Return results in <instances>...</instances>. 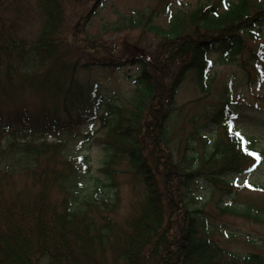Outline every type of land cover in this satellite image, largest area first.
I'll list each match as a JSON object with an SVG mask.
<instances>
[{"label": "trees", "instance_id": "1", "mask_svg": "<svg viewBox=\"0 0 264 264\" xmlns=\"http://www.w3.org/2000/svg\"><path fill=\"white\" fill-rule=\"evenodd\" d=\"M41 1L42 4L51 0ZM14 2L18 4L16 0ZM256 2V13L251 10L252 0H219L216 6L200 7L192 14L189 22H195L197 34L202 29L201 38L193 41V45L184 46L186 58L174 74L173 71L171 75L157 76L144 59L130 60L131 64L139 65L138 75L134 78L139 93L124 104L112 99L113 103L108 102L106 106L107 115L101 118H105L102 127L119 130L117 135L122 142L118 143H122L125 150L111 149L109 143L102 144L108 158L99 175L94 174L89 155L77 157L78 151L95 139H92L94 133L90 134L95 130L90 131L88 124L91 123L79 111L77 115L69 113L61 119L57 115L39 117L42 127L49 128L37 133L39 142L23 141L24 136L19 135L26 136L29 129L20 125L28 118L21 109L8 119L0 116V141L6 133L11 134L15 142H11L10 147L16 153L11 156L14 159L12 163L8 160L7 167L0 166V264H264V257L256 253L239 255L225 252L213 236L208 235L211 216L191 208L188 201L192 199L193 183L200 176L212 181L225 194L235 195L244 187L264 192L262 185L249 184L248 187L227 181L230 176L236 179L245 176L247 179L264 164V152L259 150L256 140L230 128L231 120L236 116L235 106L241 107L238 99H225L221 105L192 119L191 133L195 135L190 141L202 143L203 149L183 156L182 160L187 161L191 172L183 170L172 157L168 159V171L174 178L172 185L165 186L153 177L144 153L148 150L153 157L164 158L160 145L169 135L174 111L168 106V98H175L188 74H196L198 88L209 93L212 87V69L209 68L214 62L208 56L219 53L220 59L234 62L243 54L246 37L256 41L262 39L264 0ZM48 3L40 6L43 11L45 7L48 11L49 5H56L55 2ZM221 3L224 4L223 11H220ZM188 25L182 16H176L164 36L179 38ZM3 33L2 29L0 36ZM47 33V29L42 31L36 48L47 45ZM14 38L13 33L3 34L0 38V97L7 96L0 105L7 106L13 102L18 108L24 104L21 93L28 84L32 85L36 80L47 83L53 75L59 81V74L55 75V72L63 70L61 73H64L67 66L64 62L61 64L64 57L61 54L51 60L56 61L55 66L43 75L27 68L21 60L17 61L16 67L14 62L23 56L14 51ZM262 43L258 47L260 50L254 52L260 60L264 55L262 53L261 56L264 40ZM160 58L166 59L164 53ZM150 60H154L156 65L159 58L150 53ZM106 65L114 68L117 62ZM241 69L244 77H250L245 66ZM77 110L80 109L77 107ZM96 117L92 116V119ZM147 119L151 124H147ZM201 119L203 122L197 125ZM79 126L83 128L77 129ZM208 128L221 129L222 134L216 131L217 137L208 139ZM78 135L82 138L74 139ZM34 136L35 132L30 135ZM47 138L58 141L55 143L59 145L48 142ZM72 139L75 141L71 142ZM78 142H81L80 146ZM124 152L137 162L134 170L142 174L145 188L138 214L135 217L127 215L125 224L121 225L116 217L120 195L114 164L115 157ZM251 153H256L259 159ZM60 161L70 170L59 173L54 168L48 170V175H41L46 171L43 163L49 167ZM108 170L115 173L110 174ZM6 173L10 179L4 178ZM17 173L23 177L20 181L11 179ZM219 208L223 213L237 214L256 210L249 205L244 206L240 213L231 207L219 205ZM256 213H263L259 221L264 222V212L256 210Z\"/></svg>", "mask_w": 264, "mask_h": 264}, {"label": "rangeland", "instance_id": "2", "mask_svg": "<svg viewBox=\"0 0 264 264\" xmlns=\"http://www.w3.org/2000/svg\"><path fill=\"white\" fill-rule=\"evenodd\" d=\"M14 1L0 0V33L3 29L4 36L8 33L15 35L14 51L23 56L14 62L16 67L17 61L21 60V63L25 62L27 68L43 75L55 66L56 61L51 62V60L61 54L64 55L61 64L64 62L67 66L65 73H61L63 70L55 72V75H65L60 79L63 85L60 88L48 82L46 83L48 87L44 88L52 96L53 108L58 110L60 107L62 114L66 112L67 106L72 105V97L77 94L82 95L84 92L92 97L97 93L105 98L104 102H111L110 99H115L122 104L139 93L134 83V78L139 72V65L131 64L130 60L144 59L150 63L151 70L153 69L157 76L160 74L164 76L167 73L171 75V72L176 70L186 58L187 51H183L184 46L193 45V41L201 38L202 29L198 34L196 33L197 25L195 22L190 24V16L200 7L219 4V0H54L56 5L52 4L51 7L49 5V10L47 11L45 7L43 11L40 6L44 7L49 4L48 2L53 3L52 0L42 4L41 0H16L18 4ZM252 1L251 10L256 13L257 2ZM223 10L224 4L221 3L220 11ZM176 16H182L185 23H189L184 35L179 38L165 37V31L169 30ZM44 29L48 30L45 39L47 45H40L36 48ZM263 40L264 36L260 41L246 37L243 54L234 62H229L226 58L220 59L219 53H211L208 59L214 63L209 68L212 69L210 74L212 87L209 93H204L201 88H198L196 74L187 75L178 94L171 99L169 105L174 109L169 124V135L162 140L161 145L158 143L164 151V158L153 157L148 150H144L153 177H156L163 185H172L174 181L168 171V159L172 157L174 162L182 166L183 170L189 171L191 168L187 161L182 160L183 156L198 153L203 149L202 143L190 141L191 136L195 135L191 133L194 126L192 119L194 117L197 119L206 111H211L213 107L221 105L225 99L240 101L241 107L235 106L237 119L233 121L236 125L234 129L244 135L252 136L258 143L259 150L264 152V55L260 60L254 54L259 49V45L263 44ZM150 53H153L155 58H159L156 65H154V60H150ZM163 53L166 59L160 58ZM262 53L264 54V50H261V56ZM122 61L124 62L121 63ZM116 62L117 65L114 68L106 65ZM88 63H93V65H86ZM243 66L247 68V74L250 77H244L241 69ZM2 67L3 70L5 65ZM174 73L175 71L172 74ZM69 75H74L75 80L72 78L69 80ZM76 82L80 86L78 89H82L81 87L87 83L93 84L95 88L98 84L97 90L92 85L90 86L92 89L89 87L83 89L84 91L78 90L75 87ZM92 90L95 94L91 92ZM24 94L21 93V95ZM43 94L41 92V96ZM28 95L29 93L25 95V99L30 107L33 110L39 108L41 98ZM0 98L3 102L7 96ZM100 110H103V102ZM2 113L6 116V109H2ZM147 121V124H151L150 119ZM201 122H203L202 119L197 122V125ZM95 125L98 129L100 121L95 122ZM208 131H206L207 137L212 140L217 137L218 132L219 135L222 134L221 129L208 128ZM117 134H119L117 129L100 127L94 137L98 142L92 140L85 145V148L89 146L87 149L80 150L81 155L90 156L94 174L101 173L99 171L104 167V162L108 158L102 144L109 143L111 149L125 150L124 145L118 143L122 141ZM19 135L24 136L26 141L30 139L23 134ZM77 138H82V136L78 135ZM0 142H2L0 148H4L0 149V166L6 167L9 165L8 160L10 163L14 161L11 156L16 155L15 151L10 149V144L15 142V138L9 134L6 138L3 136ZM48 142L59 145L51 140ZM208 145L210 146V143ZM188 146L190 147L186 150ZM137 149L139 152L140 148L137 147ZM1 150L4 152L2 153ZM58 158L62 160L60 156ZM115 160L114 168L118 173L116 178L120 195L116 217L120 224L124 225L127 215L131 214L135 217L140 210L141 194L145 188V182L142 174L134 170L137 162L132 161L125 152L116 156ZM55 164L48 167L43 163L42 167H46L44 168L46 171L41 175H48L49 169L52 171L55 168L56 172L59 170V173L68 169L67 165H62L61 161ZM113 171L108 170L110 174L115 173ZM13 177L11 179L15 181L23 179L22 176L20 178V173ZM4 178L10 179L9 173H6ZM244 178L245 176H240L238 179L230 176L227 177V181H231V184L235 182L240 186L245 184L248 187H250L249 184L264 186V164L247 179ZM89 188L92 189L91 185ZM192 190V199L188 200L189 206L193 209H200L204 214L211 216L209 220L211 231L209 230L208 235L213 236L225 252L239 255L256 253L264 257V222L259 221L263 213H256V210L264 212V192L244 187L235 195L225 194L204 176L196 178ZM219 205L231 207L239 213L246 205L256 210L249 214L223 213ZM101 209L105 211L104 208Z\"/></svg>", "mask_w": 264, "mask_h": 264}, {"label": "snow or ice", "instance_id": "3", "mask_svg": "<svg viewBox=\"0 0 264 264\" xmlns=\"http://www.w3.org/2000/svg\"><path fill=\"white\" fill-rule=\"evenodd\" d=\"M241 139H242V137H241ZM253 156H257V154L256 153H251ZM257 158L259 159V157L257 156Z\"/></svg>", "mask_w": 264, "mask_h": 264}]
</instances>
